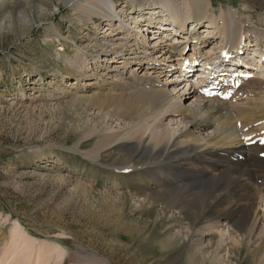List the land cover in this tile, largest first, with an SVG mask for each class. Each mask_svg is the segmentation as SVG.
Returning a JSON list of instances; mask_svg holds the SVG:
<instances>
[{
	"label": "rangeland",
	"instance_id": "rangeland-1",
	"mask_svg": "<svg viewBox=\"0 0 264 264\" xmlns=\"http://www.w3.org/2000/svg\"><path fill=\"white\" fill-rule=\"evenodd\" d=\"M36 1L8 0L3 9L0 2V254L10 246L12 227L18 223L25 234L64 250L61 263L53 255L49 264H78V258L82 255L86 261L89 253L98 255L105 264H192L190 233L196 228L184 227L188 211L182 212L181 198L171 196L162 201L160 196L153 200L148 197L153 190L161 193L167 187L158 186L151 178L157 172L146 167L151 158L135 156L128 128L132 120L120 117L117 111L120 96L110 86L118 76L112 67H121L123 59L99 51L104 23L98 20L97 29V20L87 25L73 21L71 7L64 0ZM213 2L214 9L232 5L244 18L245 31L254 29L264 34L261 0ZM114 3L119 11L130 5L129 0ZM54 28L59 30L57 37ZM95 31L99 33L98 41ZM202 31L207 34L205 27ZM260 37L253 40L248 53L256 46L262 47L256 45ZM250 59L244 62H257L251 74L264 79L260 75L264 64L255 54ZM73 65L78 79L68 74ZM130 66L135 65L128 62L127 69ZM240 69L249 67L243 64ZM203 70L199 63L189 74L190 82L203 80L196 74ZM180 73L169 75L167 81L177 80L175 91L182 92L187 86L180 80ZM165 78L161 75L162 80ZM88 82L89 94L98 99V105L74 102ZM261 91L262 87L251 79L231 92V100L236 98L242 104L247 97L258 98ZM136 108L142 110L140 104H129L127 99L123 111ZM27 158L35 160L20 164ZM163 159L160 171L172 164ZM130 166L133 169L126 171ZM259 168V161H252L247 170H236L233 175L253 177ZM212 181L210 185H216ZM253 183L257 201L261 200L257 204L263 207V193H259L255 180ZM229 206L227 202L221 208ZM256 206L257 210L262 208ZM205 211L213 212V208L208 206ZM211 219L224 221L222 216L213 215ZM230 223L223 225V230L228 225L232 228ZM162 236L165 249L158 244ZM215 237L214 242L206 243L211 245L209 250L195 254L193 262L252 264L246 244L236 254L226 256ZM85 252H89L86 257Z\"/></svg>",
	"mask_w": 264,
	"mask_h": 264
},
{
	"label": "bare ground",
	"instance_id": "bare-ground-1",
	"mask_svg": "<svg viewBox=\"0 0 264 264\" xmlns=\"http://www.w3.org/2000/svg\"><path fill=\"white\" fill-rule=\"evenodd\" d=\"M0 2L3 9L8 0ZM64 2L71 7L73 21H83L87 25L97 20V28L98 20H101L104 24L100 33L104 38L100 40L99 51L123 59L121 67H112L118 77L112 79L110 90L120 96L116 100L117 111L121 112L119 116L132 120L128 128L132 132L130 139L135 156L151 158L146 167L157 171L151 178L158 186L167 187L161 193L153 190L149 199L160 196L162 201H167L171 196L180 197L182 212L188 211L184 227L196 228L192 234L189 232L193 242V257L189 261L202 264L201 261L193 262L194 255L209 250L211 245L206 243L214 242L212 239L216 236L217 244L225 248L221 250H225L226 256L246 244L252 264H264V210H261L264 206L260 205L261 208L257 204L261 200L257 201L253 183L255 180L259 193H263L264 205V79L251 74L250 70L255 69L257 62L253 65L243 62L238 52L243 46L242 52L248 53L253 40L261 35L256 45L262 47L256 46V51L264 64V34L254 32V29L245 31L244 18L239 10L232 5L214 9L213 0H129L127 9L121 8L120 11L114 0ZM261 4L264 5V0ZM203 27L207 29L206 35L202 33ZM53 31L56 37L59 36V30L54 28ZM95 35L98 41L99 33L95 31ZM128 62L133 63L134 68L127 69ZM199 63L204 66L206 74L198 72L197 79H204L198 83L190 82V68L199 66ZM239 64L250 68L239 71ZM218 66L219 69L222 67L221 71ZM229 66H234L230 72ZM70 71L69 76L78 79L74 65L70 66ZM177 71L181 72L180 80L187 86L182 92L175 91L173 84L177 80L167 81L169 75ZM163 74L165 80L161 79ZM260 75L264 76V69ZM251 79L262 87L258 98L247 97L242 104L235 101L236 96L234 101L231 100L234 96L231 92ZM90 87L91 83L84 84L74 102L98 105V99L89 94ZM127 99L129 104H140L142 110L123 111ZM164 157L172 164L160 171L158 167L164 163ZM34 160L28 159L20 164ZM256 160L260 168L253 172V177L233 175L236 170H247L248 165ZM127 168L126 171L133 169L131 166ZM213 171L215 174L212 175ZM227 179L230 184L225 185ZM212 180L216 185H210L214 182ZM227 202L230 206L221 208ZM204 205L207 206L202 209ZM208 206L213 212L205 211ZM255 206L261 209L257 210ZM217 210L220 211L214 212ZM213 215L222 216L225 224L211 219ZM228 223L233 227L228 225L223 230V225ZM20 227L14 223L11 244L2 250L0 264H49L53 255L58 261L63 259L65 252L60 246L37 241ZM164 237L158 243L161 249L167 246L163 243ZM88 253L83 255L86 257ZM80 257L78 264H105L93 253L88 254L86 261Z\"/></svg>",
	"mask_w": 264,
	"mask_h": 264
}]
</instances>
